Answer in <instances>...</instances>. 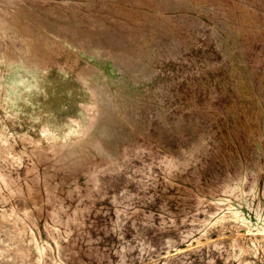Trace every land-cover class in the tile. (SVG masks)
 <instances>
[{
    "label": "rangeland",
    "instance_id": "1",
    "mask_svg": "<svg viewBox=\"0 0 264 264\" xmlns=\"http://www.w3.org/2000/svg\"><path fill=\"white\" fill-rule=\"evenodd\" d=\"M160 38L188 54L149 84L168 78L163 112L191 114L209 138L184 133L170 152L151 124L133 126L126 157L80 158V134L48 141L42 123L13 122L0 104V264H264V0H0V97L16 98L14 87L21 102L69 109L67 89L83 94L99 76L115 101V82L130 79L116 58L143 59ZM78 99L61 114L72 124L98 108ZM140 162L148 171L136 176ZM108 164L126 187L94 177Z\"/></svg>",
    "mask_w": 264,
    "mask_h": 264
},
{
    "label": "bare ground",
    "instance_id": "2",
    "mask_svg": "<svg viewBox=\"0 0 264 264\" xmlns=\"http://www.w3.org/2000/svg\"><path fill=\"white\" fill-rule=\"evenodd\" d=\"M192 25L194 26L193 32L195 33L197 27L194 24ZM200 35L202 38L209 37L202 32ZM113 36L115 35L111 34L107 36L106 39L113 40ZM215 42L217 46H219V43L224 42V39L216 37ZM113 44H117V42L115 41ZM120 46L123 47L119 44V47ZM181 46H185L184 43L178 41L172 43L165 38H160L152 44L143 59L140 54L131 58L124 57L126 52L122 50L121 52L124 58L117 57L115 61L117 62L118 71L129 74L130 79L127 80L126 83L122 81L121 85L117 83V81L115 82L114 86H116L115 88L117 91H113L117 94V99L115 101L111 98L112 91L100 85L99 76L93 77V75H91L88 76L86 80H90L93 77L91 79L92 82H90V85L83 94H79L69 87L61 98L64 104H68L67 107H69V109L56 107V105L53 106L51 104L52 101L50 102V97H46L45 101L38 105L35 103L21 102L18 100L20 90L14 87L11 89L17 94V97L15 98L12 95L0 97V104H3L8 110L13 111V115L16 117V119H11L13 122L18 121L19 118H29L33 124L37 122L42 123L46 127L48 141L57 142L68 139V137L75 138L80 134V145L88 142L87 150L81 147L80 152L76 153V155L73 152H67L71 156H79L80 154V158H88L94 153L105 158L104 160L107 162L113 157H118L120 155H125L126 157L127 153H125L123 143L133 141L134 137L131 133V128L135 126L142 130L147 124L153 126L149 133L150 136L165 143L170 152H175L180 149V146L183 144L184 133H190L191 135L194 133V144L197 143L201 145L202 138L203 140L207 136L209 138V134L203 131L202 137L197 135L195 126L199 121L196 117L193 118V116L188 113L177 118L172 114L170 115L163 112L164 110L169 111L171 108L170 103L171 101L173 102L170 80L164 78V81L157 83V85L149 84L156 76L154 74L155 68L165 67L171 58L181 57L186 51L188 54V50L184 47L182 49ZM177 48L179 50H177ZM205 52L210 56H218V53L213 54L208 50H204L203 53ZM193 54L194 53L190 50V58L186 61V63L189 62L191 66L197 65V59H202L201 56H195ZM146 57H148V59H146ZM206 58L207 57L204 56V59ZM143 68H147L149 72L147 74L142 72ZM66 82L68 83L69 81L67 80ZM98 87L101 88V90H97ZM127 87L132 88L133 94L126 98L124 96V90ZM27 90L28 94H31L34 91H38L39 88L34 84L30 85ZM41 90L48 93L49 87H43ZM78 96H80V103H84L87 99L90 102L89 99L95 96L96 99L93 101L98 108L94 111L93 115L80 113L77 122L72 124L62 118L61 114H70L71 111H73V107L79 102ZM135 96L138 97V99L135 98ZM39 108H42L40 113H38ZM74 112L75 110L70 115ZM85 120L88 121V123H86ZM71 144L69 146L73 147L75 143L72 142ZM135 170L137 171L136 176L142 175L148 171L145 162H140L136 165ZM110 173H112V175H110ZM94 177L102 186L111 184L114 181L120 183L123 187H126L128 184L123 172L112 166V164H108L105 168L98 170L94 174Z\"/></svg>",
    "mask_w": 264,
    "mask_h": 264
}]
</instances>
